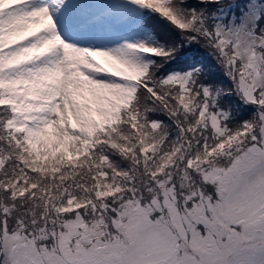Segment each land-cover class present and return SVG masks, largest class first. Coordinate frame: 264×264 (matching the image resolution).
<instances>
[{"label": "snow or ice", "instance_id": "1", "mask_svg": "<svg viewBox=\"0 0 264 264\" xmlns=\"http://www.w3.org/2000/svg\"><path fill=\"white\" fill-rule=\"evenodd\" d=\"M0 264H264V0H0Z\"/></svg>", "mask_w": 264, "mask_h": 264}, {"label": "trees", "instance_id": "2", "mask_svg": "<svg viewBox=\"0 0 264 264\" xmlns=\"http://www.w3.org/2000/svg\"><path fill=\"white\" fill-rule=\"evenodd\" d=\"M144 23L151 27L155 36L161 41L169 39H179V33L164 19L156 13H146ZM191 51H188L183 56L179 57L176 61H169L166 67L171 71L186 70L190 63L204 61L206 63H214L204 49L198 46H189ZM184 51L183 49L181 50ZM217 76L223 78L220 72L215 73Z\"/></svg>", "mask_w": 264, "mask_h": 264}, {"label": "rangeland", "instance_id": "3", "mask_svg": "<svg viewBox=\"0 0 264 264\" xmlns=\"http://www.w3.org/2000/svg\"><path fill=\"white\" fill-rule=\"evenodd\" d=\"M144 27H145V29H146L147 31H141L138 35H136V36L130 38L133 42H135L136 40H145V41L151 43L152 40H153V37H155L156 40L160 41V40L155 36V34L153 33V31H152V29H151L150 26H148V25H146V24L144 23ZM223 79L226 80L225 77H223Z\"/></svg>", "mask_w": 264, "mask_h": 264}]
</instances>
